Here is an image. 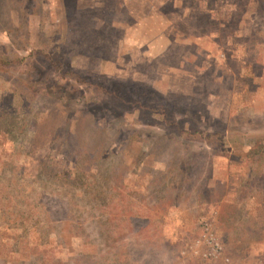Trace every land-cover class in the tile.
<instances>
[{
	"label": "rangeland",
	"instance_id": "rangeland-1",
	"mask_svg": "<svg viewBox=\"0 0 264 264\" xmlns=\"http://www.w3.org/2000/svg\"><path fill=\"white\" fill-rule=\"evenodd\" d=\"M0 264H264V0H0Z\"/></svg>",
	"mask_w": 264,
	"mask_h": 264
},
{
	"label": "trees",
	"instance_id": "trees-1",
	"mask_svg": "<svg viewBox=\"0 0 264 264\" xmlns=\"http://www.w3.org/2000/svg\"><path fill=\"white\" fill-rule=\"evenodd\" d=\"M27 5H30V3H27Z\"/></svg>",
	"mask_w": 264,
	"mask_h": 264
}]
</instances>
